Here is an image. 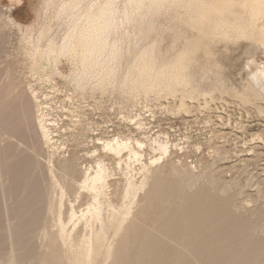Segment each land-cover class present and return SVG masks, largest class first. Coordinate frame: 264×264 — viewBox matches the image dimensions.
Wrapping results in <instances>:
<instances>
[{"label":"rangeland","instance_id":"1","mask_svg":"<svg viewBox=\"0 0 264 264\" xmlns=\"http://www.w3.org/2000/svg\"><path fill=\"white\" fill-rule=\"evenodd\" d=\"M45 1L0 0V264H138L140 241L163 224V206L146 193L156 179L170 180L173 165L196 172L212 168L228 185L238 181L245 187L247 206L264 210V113L228 93L218 94L210 108L202 100L193 113H178L171 98L135 104L118 91L84 95L60 75L41 76L29 57L35 43L29 37L50 23L49 36L64 32L54 7L45 11ZM219 53L224 81L241 87L248 55L238 47ZM255 58L264 67V53ZM59 69L68 73L69 64L63 61ZM32 91L52 132L48 144L35 131L37 107H27ZM165 133L180 146L171 154L152 144L144 152L136 148L145 158H114L98 140L117 135L146 140ZM217 146L225 147L222 160ZM159 157L149 177L145 164ZM69 158L75 162L72 174L66 169ZM101 161L102 180L92 181L86 168ZM45 231L60 238L54 233L50 241Z\"/></svg>","mask_w":264,"mask_h":264},{"label":"bare ground","instance_id":"2","mask_svg":"<svg viewBox=\"0 0 264 264\" xmlns=\"http://www.w3.org/2000/svg\"><path fill=\"white\" fill-rule=\"evenodd\" d=\"M58 2L46 0L44 9L47 12L54 7L57 23L64 28L60 37L49 36L52 24L46 26V22L37 36L29 37L35 40L29 57L41 76L60 75L84 95L118 91L135 104L152 97L171 98L178 113L192 112L194 103L202 100L204 107L210 108L218 94L224 93L264 113V67L255 58L264 53V0ZM43 42L46 45L41 47ZM236 47L248 55L247 77L241 87L224 81L223 67L217 61L219 52ZM63 61L69 64L68 73L59 69ZM29 98L27 107H37L39 113L35 131L48 144L52 132L37 93L32 91ZM135 124L143 132L142 118ZM169 136L158 134L144 140L117 135L98 140L103 153L131 159L145 158L136 148L144 152L151 144L157 146L155 151L174 153V146L180 145ZM215 150L219 160L225 158V147ZM158 159L151 160L150 166L145 164L149 177L154 176L152 167L159 164ZM74 163L71 158L66 162L71 174ZM86 169L89 179L101 181L98 169L105 171L106 164L101 161ZM171 170L170 180L163 183L156 179L146 193L163 206V224L140 241L138 264H264V210L246 205L242 199L245 187L238 181L228 185L209 167L196 172L186 165H173ZM261 194L259 190L258 197ZM54 195L51 193L50 203ZM57 209L54 212L59 213ZM54 233L45 231L50 241Z\"/></svg>","mask_w":264,"mask_h":264}]
</instances>
